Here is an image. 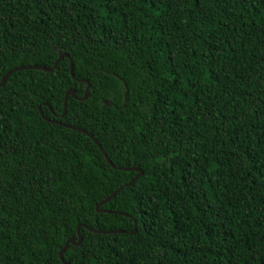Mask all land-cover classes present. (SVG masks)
<instances>
[{"label": "trees", "instance_id": "16d2710c", "mask_svg": "<svg viewBox=\"0 0 264 264\" xmlns=\"http://www.w3.org/2000/svg\"><path fill=\"white\" fill-rule=\"evenodd\" d=\"M61 53L0 85V264H264V0H0V79Z\"/></svg>", "mask_w": 264, "mask_h": 264}, {"label": "water", "instance_id": "95a60500", "mask_svg": "<svg viewBox=\"0 0 264 264\" xmlns=\"http://www.w3.org/2000/svg\"><path fill=\"white\" fill-rule=\"evenodd\" d=\"M63 57H68V55L66 53H61L59 54V56L56 58L54 64L51 66V67H44V66H41V65H36V64H32V65H23V66H19V67H15V68H12L10 70H8L5 74H3V76L1 77L0 79V85L3 84L6 80V78L15 70H18V69H24V68H34V69H40V70H43V71H49L53 68H55L56 64L63 58ZM69 71H70V74L71 76L73 77V65H72V61L69 59ZM81 81H84L86 82V86H85V90H84V94L82 96V99H85L88 95H89V83L83 79H81ZM72 96V97H75V90L74 88L70 87L68 88L65 93H64V97H63V106H62V112H61V116L65 113L66 111V100L68 98V96ZM39 113L40 115L42 116L43 119H46V120H50L51 122H55L54 119H49L47 118L46 116H44V114L41 112V110H39ZM66 127H72L76 130H79L81 131L82 133L88 135L93 141L94 143L100 148L104 158L106 159V161L111 165V161L110 159L108 158V156L106 155L105 151L100 147L98 141L94 138V136L92 134H90L89 132H87L86 130L84 129H81V128H76V127H73V126H70V125H66ZM124 169H130V170H134L137 172V174L134 176V178H136L138 176V174L141 173V169L138 168V167H123ZM132 178L130 181H133ZM121 188V186H119L118 188H116L115 190H113L111 192L110 195H108L105 199L99 201L96 205H95V209L98 210V206L104 202H106L108 199H110L117 191H119V189ZM103 211H107L105 209H103ZM133 230L132 232L135 231L136 229V221L133 219ZM88 230H92V231H95L93 228L89 227V226H85ZM112 231H116V232H123V230L121 229H112V230H108L106 232H112ZM82 239V236L79 232V225L77 226V239L75 237H70L68 238L63 246L59 249L58 251V255H59V258L60 260L62 261V264H68L66 261L63 260L62 258V252L67 248L68 244L71 243V244H79L80 241Z\"/></svg>", "mask_w": 264, "mask_h": 264}]
</instances>
